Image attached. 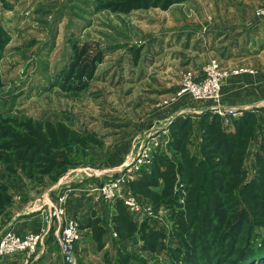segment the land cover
<instances>
[{"label":"rangeland","instance_id":"1","mask_svg":"<svg viewBox=\"0 0 264 264\" xmlns=\"http://www.w3.org/2000/svg\"><path fill=\"white\" fill-rule=\"evenodd\" d=\"M109 2L0 0V197L6 206L4 212L0 211V223L2 217L10 218V209L21 211L25 204H30L24 202L43 200L46 192L55 190L61 181L63 185L81 176L90 178L94 171L104 168L114 149L141 133L129 160L116 166L118 169L111 172L113 177L109 181H126L127 191L155 214L137 220L126 208L138 231L124 239L118 235L116 222L112 223L111 228L105 229L111 230L106 250L86 254L89 258L84 260L78 256L81 238L76 247L78 264H197L196 258L203 252L221 256V264H249L246 258L253 256L250 247H254L256 241L258 245L264 242V227L254 226L249 232L247 227L243 231L242 227L231 231L230 223L226 225V222L213 221L207 225L181 222V214L186 213L188 190L179 180L175 192L181 196L173 208L161 204L156 209L152 200L136 191L134 185L143 177L137 178L143 171L141 168L136 171V167L147 165L150 174L160 155L177 162L180 155L172 148L173 126L177 120L192 121L190 148L198 136L203 140L201 120L206 113L219 117L223 131L233 133L234 123L251 112L223 107L222 103L225 98L236 95V83L247 87L251 79L263 72L260 62L264 57L258 54L264 47V0L259 4L258 0H227L229 14L212 15L215 21L210 15L208 21L228 17L235 25L241 23L237 26L240 28L232 25L235 31L224 33L226 36L217 43L212 41L213 30H207L206 33L211 34L207 38L212 40L203 44L195 31L192 32L196 25L192 22L186 25V30L154 27L157 23H166L163 11L169 8L147 6L116 12L107 6ZM199 5L200 2L190 3L188 7L200 8ZM137 12H142V16ZM242 17L246 20L242 21ZM138 20L141 22L135 23ZM254 23H257L254 31L243 29L244 25ZM201 30L205 32L204 28ZM172 32L175 34L171 35ZM178 33L188 34L182 41L186 45L180 43ZM238 33L242 34L240 39H237ZM181 54L195 61L199 68L183 69L170 64L171 59H178ZM239 55L247 57L252 66L226 68L221 62V59L230 60ZM199 58L207 61L198 62ZM214 64L221 72L245 68L254 73L223 79L216 99L180 95L185 73H191L196 83H202L206 70ZM249 89L243 93H250L253 86ZM185 101L211 103L213 108L195 115L196 125L192 116L168 118L169 109ZM263 110L261 107L253 112L262 117ZM66 132L73 136L66 137ZM255 136L249 142L246 157L257 145L260 148L261 138L259 142ZM52 137L56 140L52 141ZM60 139L72 142L61 143ZM191 148L192 156L199 153L195 143ZM61 166V172H50ZM246 173V182H249L255 173L253 176ZM162 181L160 179L158 187L154 188L158 193H162ZM8 198L12 199L9 206L6 205ZM45 208L41 211L46 227ZM6 229L10 226L0 224V232ZM151 230L155 232L154 240L147 234ZM52 234L53 230L49 236ZM81 248L86 249V246ZM12 257L2 263L10 264ZM54 258L63 262L61 254L54 255L52 261ZM21 260V264H26L23 258Z\"/></svg>","mask_w":264,"mask_h":264},{"label":"trees","instance_id":"2","mask_svg":"<svg viewBox=\"0 0 264 264\" xmlns=\"http://www.w3.org/2000/svg\"><path fill=\"white\" fill-rule=\"evenodd\" d=\"M108 1L110 2L107 6L111 10L130 12L147 6L165 9L172 4L185 0H161L159 3L154 2L156 0H145L146 2L144 0ZM262 121L264 123V117ZM191 122L190 119H179L173 126L175 131H173L174 143L172 148L176 155H180L177 162L165 158L163 155L158 156L151 173L145 172L141 180L134 185V189L150 198L156 209L161 204L173 208L178 204V198L181 196L179 192H175V187L180 185H178L179 180L188 190L187 208L184 211L186 213L181 214V222L205 223L206 225L213 221L226 222V225L230 223L231 231H236L241 227L242 231L247 227L248 232L254 226L263 228L264 129L261 134L260 152L256 155V171L249 182H246L247 173L244 169L247 147L250 140L255 136V126L260 125L257 114L254 112L246 113L244 118L234 123L235 133H228L223 131L219 117L211 112L206 113L201 120V127L204 132L201 158L192 156L189 150L193 134ZM71 135L73 136L72 133H65L66 137ZM59 136L60 134H57V137ZM54 140L56 139L52 137V141ZM66 141L67 144L72 142L71 139L59 140L61 143H66ZM62 167H55L56 169L50 172H61ZM160 179L163 180L162 183L164 184L162 193H158L154 189L158 187ZM151 187H153L152 191ZM1 199L0 197V211L4 212L6 206L1 203ZM11 200L8 198L7 206L11 205ZM118 213L116 218L118 235L124 239L125 237L129 238L130 234L138 231V227L134 224L122 202H119ZM144 229L146 226L143 227ZM97 232L102 235L105 230L97 228ZM154 233L152 230L147 233L151 240L155 238ZM254 244H256L254 247H250L253 256L247 257L246 262L264 264V242L262 245H258L257 241ZM221 261V256L210 252L199 253L196 258L197 264H221Z\"/></svg>","mask_w":264,"mask_h":264},{"label":"crops","instance_id":"3","mask_svg":"<svg viewBox=\"0 0 264 264\" xmlns=\"http://www.w3.org/2000/svg\"><path fill=\"white\" fill-rule=\"evenodd\" d=\"M263 0H258V4L261 3ZM200 2L199 7L200 8H192L188 7L190 3H197ZM227 0H188L182 4L174 5L170 7L168 10L163 11L165 14L164 16H167V20L165 24L157 23L154 25V27H163L162 29H166L169 31H176V30H186V25L190 22H192L195 25V28L192 30V32L196 33V37L199 36L198 39L200 40V43L203 44V41H211L208 39L211 34H207V30H213V40L214 42H221L222 39L226 36L224 33L227 34V32L235 31L232 29V25L235 26V28H240L237 26H240L241 23H232L228 17H221L220 19H217L216 22H210L208 21V17L211 15H222L225 13V15L229 14L228 7L226 6ZM225 4V5H223ZM195 7V6H194ZM237 8V7H236ZM255 9V8H254ZM241 10L240 14H243V10ZM138 16H142V12H137ZM205 14V16H204ZM163 14L161 13V16ZM199 15L200 17H198ZM190 17L192 20H190ZM213 17V16H212ZM214 19V17H213ZM242 21H245L246 18L242 17L240 18ZM215 21V19H214ZM140 23L141 21H135V23ZM250 26V27H249ZM257 23H254V25H247L243 27V29L247 31H254L256 29ZM201 28H204L205 32L201 30ZM242 29V30H243ZM252 29V30H251ZM244 31V30H243ZM212 32V31H209ZM191 34V37L194 36V34ZM175 34V32H172L171 35ZM188 34H180L178 33L176 37L180 40V43L182 45H186L185 41L182 43V41L187 38ZM237 39H240L242 37L241 33L237 34ZM208 37V38H207ZM246 40V39H245ZM201 44V45H202ZM237 45V44H236ZM240 46V45H238ZM247 53L246 55H248ZM236 55V54H235ZM234 57L230 60H223L221 59L222 64L227 68H235L240 66H252L249 59L246 57ZM259 57H264V47L261 50ZM198 62H205L206 59H198ZM170 62V60H167V63ZM177 64L182 66L183 69L185 68H199V65L196 64L195 61L190 60V58H186L184 55H180L178 59H171L170 64ZM174 65V66H177ZM260 65L262 66L261 71L262 74L259 77H255L252 80L251 83L248 84V86H244L243 88L238 83L235 84V93L236 95L232 97H227L223 100L222 106L223 107H234L236 110L239 111H246L249 110L251 112L254 111V109L257 108H264V58L261 59ZM181 68V67H180ZM181 68V69H182ZM251 85L253 86V90H251L250 93L244 94L243 92L245 90L250 91ZM240 91H242L240 93ZM213 105L211 103H198V102H191V101H185L177 105V108L169 109L168 111V118H176L179 115L180 116H192L194 117L195 125L197 124V121H195L196 116L198 113H202L206 110H212ZM264 116V113H263ZM262 117H258L259 126H255V135H257L256 139L259 140L261 138L262 131L264 129V123L262 121ZM167 117L165 119H168ZM200 118V116H199ZM174 120V119H173ZM262 128V129H261ZM232 131L235 133V126H232ZM262 130V131H261ZM196 133V131H195ZM194 133V137H197ZM140 134H136L134 137H131L128 139L127 142H125L120 148L117 147V149H114L112 151V156L110 155V158L107 160V164H105L100 170L94 171L95 175L90 176V178H86L84 176L79 177V179H73L71 182L68 181L66 178H63L62 180L66 181L67 184L62 185V181L59 183V185L55 186V190H52L51 192H46V198L44 195V199L39 202H36L37 200H32L29 202L24 203H30L25 204L24 208L20 211L17 209H10V218L3 219L1 221V227H9L10 229H13L17 231L18 233L25 234L27 232H38L42 228L45 227V224L43 222V213L42 209L44 207H47L49 205H54L57 203L58 198L64 194L67 193V204H68V217L75 218L79 225L82 232V241L80 243V246L78 248V256L81 257V259L84 260L86 254L91 253H98L103 252L106 250L107 246L109 245L108 237H111V230L106 231L105 229L107 227L111 228L116 222V218L118 217V206L119 203L113 204L104 202L97 189L100 187V185L105 184L109 182V180L113 177L111 175V172H114L116 169H118V165H123L125 162L129 160V154L133 150L132 148L135 147L137 144V140L140 138ZM139 135V136H138ZM193 137V138H194ZM200 136L196 139V142L192 141L191 147L195 143L197 147H199V153H194V156L197 158L201 157V144L202 140ZM200 140V142H199ZM255 142V141H254ZM256 143V142H255ZM251 145L250 147H252ZM189 148L192 150V148ZM261 148V146H260ZM259 145H257V148L251 149V151L248 153L247 157L245 158L244 168H246V171L248 172V175H252L256 171V155L260 152ZM197 152V151H196ZM113 166V167H112ZM147 165H143L141 167H136V171H138V168H141L143 173H139L137 178L140 179L145 172H148ZM110 168H113V170H110ZM135 172V171H133ZM77 183H75V182ZM65 191H64V190ZM63 190V191H62ZM48 198V199H47ZM44 201V202H43ZM35 202V203H33ZM43 202V204H41ZM41 204V205H40ZM30 205V206H29ZM42 208V209H41ZM7 215V214H6ZM111 222V223H110ZM113 223V224H112ZM112 224V225H111ZM52 229L54 231V234L51 236H48V245L45 246V253L41 257H36L35 262L33 264H63L60 259H55L52 261V258L54 255H59V244L57 237L55 235V226ZM97 228H100L101 230H105V233L100 235L97 232ZM51 230V232H52ZM116 233V232H115ZM117 234V233H116ZM86 242V244L84 243ZM85 245H84V244ZM86 246V249H82L81 247ZM12 257V256H11ZM23 258L21 255L14 256L10 259V264H21ZM38 258V259H37ZM7 259H4L1 261L0 264H3L6 262ZM60 260V261H59ZM82 261V260H81ZM3 262V263H2Z\"/></svg>","mask_w":264,"mask_h":264},{"label":"built area","instance_id":"4","mask_svg":"<svg viewBox=\"0 0 264 264\" xmlns=\"http://www.w3.org/2000/svg\"><path fill=\"white\" fill-rule=\"evenodd\" d=\"M248 73L253 74L254 71L239 68L221 72L214 64L206 70V79L202 83H196L194 75L185 73L180 95L190 94L196 99H216L219 96L223 79ZM125 184L124 180H112L100 186L97 191L104 202L113 204L122 202L137 220L153 217L154 211L128 192ZM44 213V221L47 225L38 232L20 234L13 229L0 232V263L7 257L22 255L27 264L30 260L44 254L48 236L52 227L55 226V235L63 263L78 264L76 247L82 238V233L78 221L68 217L67 195L62 194L56 204L45 208ZM114 236H117L115 232Z\"/></svg>","mask_w":264,"mask_h":264}]
</instances>
